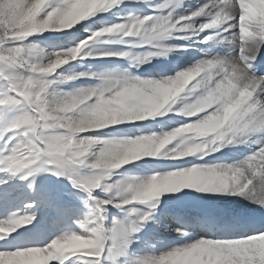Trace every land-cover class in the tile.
<instances>
[{"label":"snow or ice","instance_id":"snow-or-ice-1","mask_svg":"<svg viewBox=\"0 0 264 264\" xmlns=\"http://www.w3.org/2000/svg\"><path fill=\"white\" fill-rule=\"evenodd\" d=\"M0 264H264V0H0Z\"/></svg>","mask_w":264,"mask_h":264},{"label":"bare ground","instance_id":"bare-ground-1","mask_svg":"<svg viewBox=\"0 0 264 264\" xmlns=\"http://www.w3.org/2000/svg\"><path fill=\"white\" fill-rule=\"evenodd\" d=\"M193 2H194V0H193Z\"/></svg>","mask_w":264,"mask_h":264}]
</instances>
